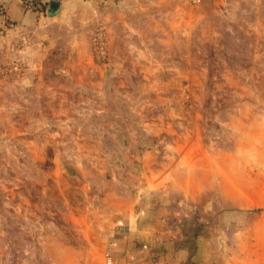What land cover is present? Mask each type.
<instances>
[{
  "label": "rangeland",
  "instance_id": "rangeland-1",
  "mask_svg": "<svg viewBox=\"0 0 264 264\" xmlns=\"http://www.w3.org/2000/svg\"><path fill=\"white\" fill-rule=\"evenodd\" d=\"M112 6L0 55V264H114L150 201L264 264V0Z\"/></svg>",
  "mask_w": 264,
  "mask_h": 264
},
{
  "label": "crops",
  "instance_id": "crops-1",
  "mask_svg": "<svg viewBox=\"0 0 264 264\" xmlns=\"http://www.w3.org/2000/svg\"><path fill=\"white\" fill-rule=\"evenodd\" d=\"M56 1L60 3V9L55 16L38 17L24 8L22 0H0V55L15 51L17 43L24 38L32 41L43 29H66L68 24L80 20L84 9H92L101 2L115 6L119 0ZM149 205L126 209L115 227L117 238L110 245L114 264H221L217 260L221 255L208 250L217 235H197L193 255V245L185 243L182 226L174 220L177 216L162 210L154 201ZM208 229L211 230V226ZM179 236L180 240L177 239Z\"/></svg>",
  "mask_w": 264,
  "mask_h": 264
},
{
  "label": "built area",
  "instance_id": "built-area-1",
  "mask_svg": "<svg viewBox=\"0 0 264 264\" xmlns=\"http://www.w3.org/2000/svg\"><path fill=\"white\" fill-rule=\"evenodd\" d=\"M50 0H22L24 8L34 12L38 17H45ZM107 264H113L110 256H107Z\"/></svg>",
  "mask_w": 264,
  "mask_h": 264
},
{
  "label": "water",
  "instance_id": "water-1",
  "mask_svg": "<svg viewBox=\"0 0 264 264\" xmlns=\"http://www.w3.org/2000/svg\"><path fill=\"white\" fill-rule=\"evenodd\" d=\"M60 9V3L56 0H50L48 8H47V17H53L55 16Z\"/></svg>",
  "mask_w": 264,
  "mask_h": 264
}]
</instances>
